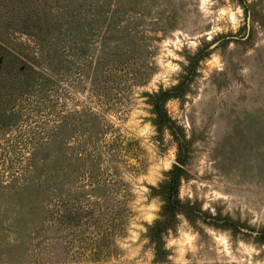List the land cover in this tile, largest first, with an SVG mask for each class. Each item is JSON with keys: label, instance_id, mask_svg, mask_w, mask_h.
Segmentation results:
<instances>
[{"label": "rangeland", "instance_id": "obj_1", "mask_svg": "<svg viewBox=\"0 0 264 264\" xmlns=\"http://www.w3.org/2000/svg\"><path fill=\"white\" fill-rule=\"evenodd\" d=\"M174 166L162 264H264V0H0V264H154Z\"/></svg>", "mask_w": 264, "mask_h": 264}, {"label": "trees", "instance_id": "obj_2", "mask_svg": "<svg viewBox=\"0 0 264 264\" xmlns=\"http://www.w3.org/2000/svg\"><path fill=\"white\" fill-rule=\"evenodd\" d=\"M169 94V91H160L153 95L151 102L152 113L155 116L154 123L158 129L166 126L167 117L163 111V107L168 97H170ZM180 172L181 169L174 166L173 170L168 172L166 180L158 185L157 188H152L155 193L161 196L163 201L159 218L147 227V237L153 243L155 250L154 264H162V259L166 253L164 236L176 229L178 216L185 215L188 217L189 214H192L195 217H200L198 212L192 207L181 203L178 198V186L181 179ZM115 215V231L119 232L121 231L120 216L118 213Z\"/></svg>", "mask_w": 264, "mask_h": 264}]
</instances>
